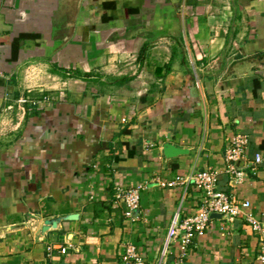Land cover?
<instances>
[{"label":"crops","instance_id":"0c3cea01","mask_svg":"<svg viewBox=\"0 0 264 264\" xmlns=\"http://www.w3.org/2000/svg\"><path fill=\"white\" fill-rule=\"evenodd\" d=\"M0 68V264H120L127 245L176 264L168 228L200 194L159 184L204 170L264 226V0H0ZM28 96L50 103L17 127ZM165 143L187 153L167 159ZM135 187L129 220L117 193ZM258 241L243 219H211L182 264H262Z\"/></svg>","mask_w":264,"mask_h":264},{"label":"built area","instance_id":"2783aa9c","mask_svg":"<svg viewBox=\"0 0 264 264\" xmlns=\"http://www.w3.org/2000/svg\"><path fill=\"white\" fill-rule=\"evenodd\" d=\"M3 77L2 69L0 68V78ZM49 98L42 97L40 101L35 102L29 96L21 97L18 100V118L13 121L18 127L21 120H24L27 104L41 107L48 105ZM22 117V118H21ZM247 139L245 136L237 134L233 137L230 147L225 152V160L230 164L227 173L232 178V181L239 183L245 176V172L235 167V163L246 158ZM262 161V156L256 154L253 165H258ZM254 167L251 169L253 172ZM218 173L213 170H204L194 173L188 177H177L175 180L168 182H160L162 188H176L180 185H192L199 192V212L191 217L181 221L177 217L172 221L168 228L163 246V256L168 253L169 248L181 238L182 249L186 252L191 240L196 234L205 232L211 221L212 214H219L226 220L232 222L235 219H243L249 223L252 231L259 236L258 241V260L264 264V226L263 223L255 215L249 212L250 203L241 201L233 196L227 195L216 190ZM117 199L126 207L125 217L129 220L135 219V212L140 207L141 187L121 190L117 193ZM62 254L66 252L65 248L60 250ZM184 252L178 258L176 264H182ZM120 264H147L137 253L132 245H127L124 254L121 257Z\"/></svg>","mask_w":264,"mask_h":264},{"label":"water","instance_id":"95a60500","mask_svg":"<svg viewBox=\"0 0 264 264\" xmlns=\"http://www.w3.org/2000/svg\"><path fill=\"white\" fill-rule=\"evenodd\" d=\"M187 151L185 150H182V149H179L177 148L176 146L174 145H171L170 143H165L163 145V155L165 156V158L167 159H171V158H175L179 155H183V154H186ZM76 218V215L75 216H67V217H62V218H55V219H49V220H46L44 222V225H43V229L42 231L45 232L49 229H53V228H56L57 225L61 222V221H71L73 219ZM222 216L219 215V214H212L210 216V219H221Z\"/></svg>","mask_w":264,"mask_h":264},{"label":"rangeland","instance_id":"374dc122","mask_svg":"<svg viewBox=\"0 0 264 264\" xmlns=\"http://www.w3.org/2000/svg\"><path fill=\"white\" fill-rule=\"evenodd\" d=\"M18 113H19V111H18V108L16 109V111L14 112V114H13V119H10V122L11 121H16V118H18L17 116H18Z\"/></svg>","mask_w":264,"mask_h":264}]
</instances>
